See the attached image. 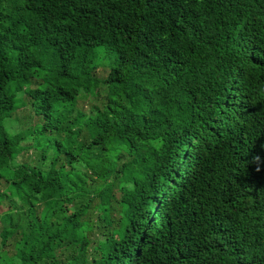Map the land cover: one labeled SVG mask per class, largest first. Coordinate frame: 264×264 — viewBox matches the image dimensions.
<instances>
[{
	"label": "trees",
	"instance_id": "1",
	"mask_svg": "<svg viewBox=\"0 0 264 264\" xmlns=\"http://www.w3.org/2000/svg\"><path fill=\"white\" fill-rule=\"evenodd\" d=\"M2 71L0 264H264V0H0Z\"/></svg>",
	"mask_w": 264,
	"mask_h": 264
},
{
	"label": "rangeland",
	"instance_id": "2",
	"mask_svg": "<svg viewBox=\"0 0 264 264\" xmlns=\"http://www.w3.org/2000/svg\"><path fill=\"white\" fill-rule=\"evenodd\" d=\"M53 40V39H52ZM55 52V51H53ZM93 58V53H89L88 57H87V61L84 64V68L87 67L88 65V61L91 60ZM42 62L44 67L47 69L48 71V78L50 80H54L56 78V74L59 71V66H58V61L56 59V55L52 54V52L47 51V53L42 57ZM104 62H106V60H104ZM107 71V68H105V66L103 65H97V67L92 71V73L95 76L98 77H102L105 75ZM71 74H74L78 77L79 81H82L85 79V77L79 72V70L77 68L74 69H70ZM25 78L29 77V73L25 72L24 74ZM11 79L9 76L8 72H1V76H0V83L1 86L3 88H5L7 85H9ZM107 91H113L116 89H127L129 90L128 86L122 85V84H108L107 85ZM101 96L102 94H104V91L100 92ZM101 99V98H100ZM100 99H98L96 101V104L99 105L100 103ZM19 100H20V104L16 107V109L11 112L10 114V118L9 120H6L5 125L6 127L9 129L10 132H15V130L17 129H21L27 126L28 123H30L31 119L29 120V116L31 114V110H30V106L28 103V98L24 93H21L19 96ZM91 101L88 98H78L77 100V106L78 107H83V109L85 110L86 107L88 106V104H90ZM87 117H80L77 122H82V121H86ZM116 141H118L116 139ZM126 152L129 153L132 150V144L131 143H126ZM35 151L32 148H29L27 150L22 151L20 154L17 155H13L14 159L16 162L20 163V162H28L31 163L34 159L35 156ZM110 196L109 193L104 192L100 197L99 200L102 203H106L109 200ZM120 206H122L120 204ZM102 218L104 220H106V215L103 214ZM120 225L122 227V222L120 221ZM122 230H115L113 232V235L104 242H98L96 244H94V248L100 250L101 252H105L111 245L112 241L114 240V238L118 237L121 235Z\"/></svg>",
	"mask_w": 264,
	"mask_h": 264
}]
</instances>
